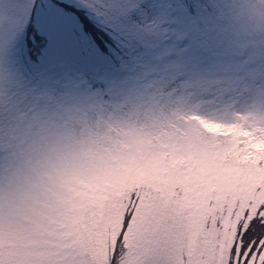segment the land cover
Here are the masks:
<instances>
[{
  "label": "snow or ice",
  "instance_id": "6c2138e0",
  "mask_svg": "<svg viewBox=\"0 0 264 264\" xmlns=\"http://www.w3.org/2000/svg\"><path fill=\"white\" fill-rule=\"evenodd\" d=\"M213 92L264 109V0H0V264H264V116Z\"/></svg>",
  "mask_w": 264,
  "mask_h": 264
},
{
  "label": "rangeland",
  "instance_id": "374dc122",
  "mask_svg": "<svg viewBox=\"0 0 264 264\" xmlns=\"http://www.w3.org/2000/svg\"><path fill=\"white\" fill-rule=\"evenodd\" d=\"M249 38L255 39V37H251V36ZM217 107L224 112L225 119L228 122L234 120H239V121L252 120V119H256L258 116H264V109H261L259 106H253L250 100H246L245 97L239 95L236 98L228 101L223 106H217ZM205 127L208 128L210 131L215 132L218 130L219 126L205 124Z\"/></svg>",
  "mask_w": 264,
  "mask_h": 264
},
{
  "label": "clouds",
  "instance_id": "9594fccd",
  "mask_svg": "<svg viewBox=\"0 0 264 264\" xmlns=\"http://www.w3.org/2000/svg\"><path fill=\"white\" fill-rule=\"evenodd\" d=\"M21 92V102H22V107L24 108H28L29 105L32 103V100L30 98L29 94H26L24 92L23 89L20 90ZM238 95L235 93H218V92H213L207 95H203V96H198L197 99L199 101H203L206 102L208 104H213L214 106H223L224 104H226L228 101L236 98ZM90 123H92L93 127H92V131L93 132H103V129H97L95 127V122L91 121ZM84 132V129L80 126L77 125L75 128V135L79 138L81 136V134Z\"/></svg>",
  "mask_w": 264,
  "mask_h": 264
}]
</instances>
